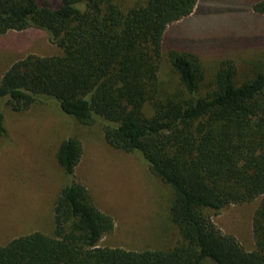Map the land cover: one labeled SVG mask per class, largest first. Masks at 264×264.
<instances>
[{"label":"trees","instance_id":"16d2710c","mask_svg":"<svg viewBox=\"0 0 264 264\" xmlns=\"http://www.w3.org/2000/svg\"><path fill=\"white\" fill-rule=\"evenodd\" d=\"M0 0V36L43 30L61 53L27 55L0 79V100L15 112L52 100L82 124L97 121L108 146L138 152L169 185V219L182 242L167 250L99 247L113 228L74 180L82 148L61 141L56 160L69 179L56 197L53 231L15 237L0 246V264H264V73L240 83L223 61L212 88L197 54L171 50L181 87L157 79L166 28L189 16L197 0ZM264 14V1L252 6ZM5 134L0 113V136ZM262 197L252 220L254 249L223 234L210 211Z\"/></svg>","mask_w":264,"mask_h":264},{"label":"rangeland","instance_id":"374dc122","mask_svg":"<svg viewBox=\"0 0 264 264\" xmlns=\"http://www.w3.org/2000/svg\"><path fill=\"white\" fill-rule=\"evenodd\" d=\"M138 0H116L126 10ZM264 0H197L193 12L169 25L164 34L157 79L161 89L181 87L172 69L171 50L197 54L205 79L199 92L212 88L223 61L235 66L237 83L264 73V14L252 6ZM61 51L48 34L29 28L0 36V79L9 66L27 55L53 56ZM5 134L0 136V246L35 231H53L52 208L69 179L56 160L59 144L76 138L82 155L74 180L84 185L93 205L113 220L99 247L129 251L167 250L182 242L169 219L172 188L152 175L138 152L113 149L101 125L82 124L65 115L55 101L35 103L15 112L0 100ZM261 196L209 212L215 226L246 250L254 249L252 220ZM202 264H214L205 260Z\"/></svg>","mask_w":264,"mask_h":264}]
</instances>
